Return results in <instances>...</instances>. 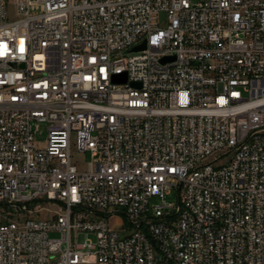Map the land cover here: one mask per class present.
<instances>
[{
    "label": "built area",
    "instance_id": "obj_1",
    "mask_svg": "<svg viewBox=\"0 0 264 264\" xmlns=\"http://www.w3.org/2000/svg\"><path fill=\"white\" fill-rule=\"evenodd\" d=\"M257 131L264 0H0V264H264Z\"/></svg>",
    "mask_w": 264,
    "mask_h": 264
},
{
    "label": "rangeland",
    "instance_id": "obj_2",
    "mask_svg": "<svg viewBox=\"0 0 264 264\" xmlns=\"http://www.w3.org/2000/svg\"><path fill=\"white\" fill-rule=\"evenodd\" d=\"M7 14H8V18L9 19H13L14 18V9L11 5H7ZM44 137H41V140L39 141H43ZM90 161V157L88 153H78L76 152L73 148H72V162L79 168V169H83L87 162ZM176 199V193L174 192V195L171 197H168L169 201H175ZM152 203H158L159 200L158 199H154L151 200ZM6 209L0 206V222H2L4 220V214L6 213ZM51 238H55L58 235L56 233H50L49 235ZM79 243H81L83 241V236H79L78 240Z\"/></svg>",
    "mask_w": 264,
    "mask_h": 264
},
{
    "label": "bare ground",
    "instance_id": "obj_3",
    "mask_svg": "<svg viewBox=\"0 0 264 264\" xmlns=\"http://www.w3.org/2000/svg\"><path fill=\"white\" fill-rule=\"evenodd\" d=\"M257 138H264V131H257ZM228 163H235V156H228Z\"/></svg>",
    "mask_w": 264,
    "mask_h": 264
},
{
    "label": "water",
    "instance_id": "obj_4",
    "mask_svg": "<svg viewBox=\"0 0 264 264\" xmlns=\"http://www.w3.org/2000/svg\"><path fill=\"white\" fill-rule=\"evenodd\" d=\"M144 47H145V42H142L141 45H139V46L133 48L132 51H139V50L144 49ZM164 61H167V59H164ZM119 81H120V82H124V81H125V78H121ZM135 86H136V85H135Z\"/></svg>",
    "mask_w": 264,
    "mask_h": 264
}]
</instances>
